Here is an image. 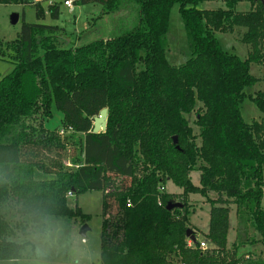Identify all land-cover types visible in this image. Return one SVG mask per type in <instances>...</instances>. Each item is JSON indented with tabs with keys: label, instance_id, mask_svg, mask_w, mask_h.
<instances>
[{
	"label": "trees",
	"instance_id": "obj_1",
	"mask_svg": "<svg viewBox=\"0 0 264 264\" xmlns=\"http://www.w3.org/2000/svg\"><path fill=\"white\" fill-rule=\"evenodd\" d=\"M205 1L211 0H74L73 5H98L102 15L121 21L120 14L128 15L132 22L118 35L74 47L64 45L62 28L26 23L22 16L18 35L1 52L13 69L0 78V261L14 260L10 238L21 213L38 209L84 224L87 215L68 206L67 194L98 191L100 264H264L243 262L236 254L250 243L249 225L264 240V79L262 90L244 92L259 81L251 65L264 64V4L248 0L250 10L236 12L241 0H226L225 9H198ZM176 3L190 53L179 66L166 58L168 18ZM23 4L29 5L0 0ZM40 5H33L35 16L44 20ZM59 5H48L51 19ZM234 28L245 29L244 60L222 50L215 37ZM246 98L261 121L242 119ZM102 109L106 131L92 134ZM53 110L62 121L49 131L44 123ZM60 129L79 141L59 135ZM192 171L200 174L199 186L190 181ZM168 181L181 198L218 195L220 201L208 199L204 237L210 250L199 249L193 229L195 240L187 247L189 211L183 202L166 210L171 197L159 188ZM230 205L239 243L232 251L226 250Z\"/></svg>",
	"mask_w": 264,
	"mask_h": 264
},
{
	"label": "rangeland",
	"instance_id": "obj_2",
	"mask_svg": "<svg viewBox=\"0 0 264 264\" xmlns=\"http://www.w3.org/2000/svg\"><path fill=\"white\" fill-rule=\"evenodd\" d=\"M61 0H51L50 2L41 3L42 9L45 11L44 20H38L35 16V8L33 5H0V78L9 74L13 69V64L6 59H2L1 52L5 51L6 44L16 38L21 24L23 22L39 23L56 26L62 28L65 39V46H77L87 44L95 39L118 35L122 26L126 29L131 28V20L129 16L121 21L119 16L102 15L101 8L94 4H75L72 9L67 10L60 3ZM59 5V14L57 18L51 19L47 12L48 5ZM178 4H174L170 10L168 18V27L166 33V41L168 50L166 58L169 64L179 66L189 58L188 40L185 28L181 21ZM197 8L200 10H217L226 8V0H211L199 3ZM250 8L248 0H241L234 5L236 12H245ZM17 14L18 21L11 23V15ZM89 14H91L89 16ZM118 22L116 23V21ZM86 22L83 24V22ZM83 27L84 30H83ZM83 30V31H82ZM245 32L243 28H234L232 34L215 33V37L222 50L236 55L244 60L248 53V47L241 43L242 34ZM114 34V35H112ZM250 73L259 79L258 83L253 87L245 88L246 95H253L254 92L262 90V80L264 79V64L250 67ZM240 113L242 119L246 123L251 121H261L262 114L247 98L240 104ZM190 125L194 133L198 130L193 125L194 115L188 116ZM62 114L53 110L51 118L45 121L44 126L47 130L52 131L61 126ZM70 137L75 141H79V136L68 132ZM199 172L192 171L189 175L192 185L199 186ZM264 177V167H263ZM160 189V188H159ZM160 193H167L171 197L172 203H185L189 211L187 221L189 229L195 232L196 239L199 242H205L208 249L213 248L209 241L204 237V232H208L209 228V212L211 203L209 200L220 201L215 193H208L206 197L200 195H187L180 197L181 190L175 187L171 182H167ZM221 200L225 199L223 196ZM219 206H227L224 203L215 204ZM68 206L74 208L77 206L81 212L87 215L88 220L82 224L81 221L67 218L51 217L61 226L59 239L62 244L58 248H53L48 256L43 260V264H100V246H101V223H102V193L98 191L84 192L77 197L68 198ZM261 209L264 211V186L262 188ZM82 226L87 227L84 235H80ZM247 237L250 243L237 247V257L243 259V262L264 261V240H261L259 234L249 225L247 228ZM82 239L84 242H81ZM237 239V216L235 207L229 206L228 232L226 240V250L232 251V247L238 245ZM0 264H14V260L0 261Z\"/></svg>",
	"mask_w": 264,
	"mask_h": 264
},
{
	"label": "clouds",
	"instance_id": "obj_3",
	"mask_svg": "<svg viewBox=\"0 0 264 264\" xmlns=\"http://www.w3.org/2000/svg\"><path fill=\"white\" fill-rule=\"evenodd\" d=\"M18 228L10 238L15 252L14 264H43L53 248L61 246V226L38 209L19 215Z\"/></svg>",
	"mask_w": 264,
	"mask_h": 264
},
{
	"label": "water",
	"instance_id": "obj_4",
	"mask_svg": "<svg viewBox=\"0 0 264 264\" xmlns=\"http://www.w3.org/2000/svg\"><path fill=\"white\" fill-rule=\"evenodd\" d=\"M255 1H259L261 4H264V0H255ZM18 21V15L17 14H13L11 15V23L15 24ZM106 122H107V110L106 109H102L98 116L93 118V124H92V130L91 133L92 134H98V133H103L106 131ZM172 143L174 145L177 144V138L173 137L172 138ZM177 148V147H176ZM181 204L179 203H168L166 205V210L170 211L172 208L174 207H180ZM87 231V227L86 226H82L81 230H80V235H84V233ZM186 237L191 240L192 242H194L195 237L193 235H191V230H187L186 231Z\"/></svg>",
	"mask_w": 264,
	"mask_h": 264
},
{
	"label": "built area",
	"instance_id": "obj_5",
	"mask_svg": "<svg viewBox=\"0 0 264 264\" xmlns=\"http://www.w3.org/2000/svg\"><path fill=\"white\" fill-rule=\"evenodd\" d=\"M23 1L28 3V4H30V5H34V4H37V3L50 2L51 0H23ZM73 2H74V0H61L60 1L62 6L64 8H66L67 10L72 9ZM68 132H70V130L64 131L63 129H60L58 133H59V135L63 136L64 134H68ZM159 190L163 191V188H160ZM67 197L70 198V197H72V195L70 193H68ZM127 206H129V205H127ZM81 242H84V240L82 239ZM186 243H187V247H192L193 246V242L191 240H189V239H187ZM198 247L202 251L209 250L205 242H198Z\"/></svg>",
	"mask_w": 264,
	"mask_h": 264
},
{
	"label": "crops",
	"instance_id": "obj_6",
	"mask_svg": "<svg viewBox=\"0 0 264 264\" xmlns=\"http://www.w3.org/2000/svg\"><path fill=\"white\" fill-rule=\"evenodd\" d=\"M249 4H250V3H249ZM250 8H251V6H250ZM250 8H249V10H250ZM249 10H248V11H249ZM245 12H247V11H245ZM90 15H91V14H89V16H90ZM85 23H86V22L84 21L83 24H85ZM84 28H85V27H83V30H84ZM83 30H82V31H83ZM206 233H207V232H204V234H206Z\"/></svg>",
	"mask_w": 264,
	"mask_h": 264
}]
</instances>
